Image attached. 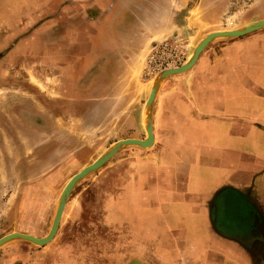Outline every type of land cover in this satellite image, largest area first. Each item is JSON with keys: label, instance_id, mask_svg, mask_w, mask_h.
Returning <instances> with one entry per match:
<instances>
[{"label": "rangeland", "instance_id": "obj_1", "mask_svg": "<svg viewBox=\"0 0 264 264\" xmlns=\"http://www.w3.org/2000/svg\"><path fill=\"white\" fill-rule=\"evenodd\" d=\"M199 1L189 6L197 22L193 35L189 30L152 40L127 61L124 75L111 77L100 93L90 89L76 99L80 86L68 84L63 41L66 28L76 29L78 21L34 16L46 9L32 8L31 0H0V235L45 234L71 174L115 140L144 136L146 90L161 69L181 64L207 31L264 18V0H212L207 6ZM236 38L241 36L215 38L205 47L215 51ZM161 85L152 107L155 144L164 134ZM152 148L125 146L81 178L66 198L52 240L41 246L9 241L0 246V264H194L188 246L176 242L181 223H168L159 206L146 213L161 204L150 190L149 178L160 171Z\"/></svg>", "mask_w": 264, "mask_h": 264}, {"label": "crops", "instance_id": "obj_2", "mask_svg": "<svg viewBox=\"0 0 264 264\" xmlns=\"http://www.w3.org/2000/svg\"><path fill=\"white\" fill-rule=\"evenodd\" d=\"M193 3L31 0L30 5L46 9L34 16L78 21L76 29L66 28L63 41L68 84L80 86L77 99L90 89L100 93L111 77L124 75L127 61L152 40L193 32ZM206 47L189 69L162 82L164 134L155 144L152 127L151 144L160 171L149 178L161 204L146 213L160 208L168 223H181L175 239L188 246L194 264H264V31L241 35L215 51Z\"/></svg>", "mask_w": 264, "mask_h": 264}, {"label": "water", "instance_id": "obj_3", "mask_svg": "<svg viewBox=\"0 0 264 264\" xmlns=\"http://www.w3.org/2000/svg\"><path fill=\"white\" fill-rule=\"evenodd\" d=\"M264 27V18H260L253 22L243 25L239 28L223 29V30H212L207 31L200 35L192 46L188 57L178 66L163 68L152 80L151 85L148 88V93L144 100V107L142 112V126L144 130V136L142 138L125 137L115 140L106 150H104L100 155L91 160L89 163L81 166L77 171L71 174L68 179L64 182L60 193L57 198V202L50 220V224L45 234L41 236H35L30 233L20 232V231H10L0 235V246L8 243L9 241L19 239L30 242L35 245H44L48 243L54 236L58 223L61 217V213L66 201L67 196L70 193L72 187L81 178L91 173L92 171L99 168L104 162H106L113 154L119 151L125 146L135 145L141 148L149 147L153 142L152 133V107L159 89V86L163 80L172 74H177L184 72L189 69L196 61L199 53L204 49V47L215 38L219 37H238L246 33L252 32L254 30Z\"/></svg>", "mask_w": 264, "mask_h": 264}, {"label": "built area", "instance_id": "obj_4", "mask_svg": "<svg viewBox=\"0 0 264 264\" xmlns=\"http://www.w3.org/2000/svg\"><path fill=\"white\" fill-rule=\"evenodd\" d=\"M162 45H165V42ZM152 49H155V46H153V47L151 46L150 50H152Z\"/></svg>", "mask_w": 264, "mask_h": 264}, {"label": "bare ground", "instance_id": "obj_5", "mask_svg": "<svg viewBox=\"0 0 264 264\" xmlns=\"http://www.w3.org/2000/svg\"><path fill=\"white\" fill-rule=\"evenodd\" d=\"M212 31V30H211ZM62 214V213H61ZM52 240V239H51Z\"/></svg>", "mask_w": 264, "mask_h": 264}]
</instances>
